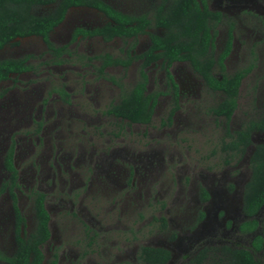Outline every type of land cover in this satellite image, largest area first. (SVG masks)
Wrapping results in <instances>:
<instances>
[{
    "label": "rangeland",
    "instance_id": "rangeland-1",
    "mask_svg": "<svg viewBox=\"0 0 264 264\" xmlns=\"http://www.w3.org/2000/svg\"><path fill=\"white\" fill-rule=\"evenodd\" d=\"M103 1L134 15L151 14L160 2ZM208 3L234 23L227 73L254 64L242 82L238 108L229 122L230 131L235 132L264 113V0ZM106 22L94 9H71L51 41L67 45L76 28ZM227 28L223 24L218 29L216 54L224 47ZM149 44L148 36H141L136 53ZM69 48L76 55L63 65L45 64L51 56L39 37L18 40L17 45L0 51V61L33 56V72L12 76L0 85V93L8 90L0 98V188L10 177L5 157L15 143L18 187L14 191L28 234L36 226L32 193L46 195L51 217V239L43 247L47 260L57 251L59 264H144L139 250L150 246L169 250L168 264H197L195 258L203 249L207 255L201 264H224L223 247L251 250L256 235L264 238V207L256 216L259 227L254 233L240 230L248 220L243 197L251 177L250 157L256 145L264 144V134L254 133L242 160L226 165L220 150L227 139L226 121L211 113L223 97L209 90L182 62L171 70L180 87V108L171 124L167 116L172 97L163 95L151 125H127L104 111L138 82L140 62L127 71L107 69L106 75L116 84L100 78L94 67L82 65L76 57L120 56L121 40L108 43L99 37L87 38ZM147 72L149 93L167 91L159 64ZM61 87L69 101L57 92ZM201 188L209 193L208 201L202 200ZM14 229L13 201L4 192L0 195V258L15 252ZM254 255L263 264L264 248Z\"/></svg>",
    "mask_w": 264,
    "mask_h": 264
},
{
    "label": "trees",
    "instance_id": "trees-1",
    "mask_svg": "<svg viewBox=\"0 0 264 264\" xmlns=\"http://www.w3.org/2000/svg\"><path fill=\"white\" fill-rule=\"evenodd\" d=\"M75 8H90L103 14L107 22L95 28H76L69 44L56 46L51 41V34L60 26L68 12ZM47 10V11H41ZM227 25V37L222 51L216 54V38L221 25ZM154 31V32H153ZM234 23L226 19L220 11L211 10L208 0H160L151 14L123 13L103 0H0V51L7 46L17 45L18 40L39 37L45 43L51 56L47 65H63L76 54L70 45L81 39L99 37L104 42L117 39L124 44L122 54H100L92 57L77 56L82 65L92 66L100 78L118 82L106 75L109 68L121 67L125 71L134 62H140L139 80L134 87L123 94L118 103L111 104L104 114L114 117L127 125H151L158 99L163 95L172 97L173 107L167 123L171 124L179 110V86L171 72L174 63H187L198 75L206 87L214 93L221 94L223 99L211 110L217 118L226 121L227 139L220 146L225 155L226 165L238 163L252 145L254 132L264 133V113L257 120H250L240 130L231 132L229 122L238 108V99L243 80L251 73L254 64L240 69L233 74L227 73L226 60L233 49ZM148 36L149 46L136 53L139 38ZM32 55L19 59L0 61V85L9 81L12 76H20L34 71L30 63ZM98 63V65H95ZM160 65L165 74L167 91L148 92V68ZM8 90L0 93V98ZM57 92L69 101V94L61 87ZM15 143L10 146L5 167L10 177L0 188V195L9 192L13 201L15 216L16 249L12 256L1 257L4 264H59V255L55 251L47 260L43 247L51 238L50 214L45 207L46 195L33 191V207L36 226L32 233L25 231L26 220L18 206L15 188L18 187V172L14 165ZM251 177L246 185L243 197V212L248 218L240 225L243 233H254L259 227L256 216L264 207V144L256 145L251 157ZM203 201L209 200V193L201 188ZM204 214H201V218ZM162 227H167L165 218L160 219ZM264 248V238L256 235L251 243V250L246 248H222L224 264H262L254 253ZM254 252V253H253ZM207 250H201L195 262L201 264L206 259ZM144 264H168L171 260L169 250L160 247L142 246L138 254ZM264 264V262H263Z\"/></svg>",
    "mask_w": 264,
    "mask_h": 264
},
{
    "label": "flooded vegetation",
    "instance_id": "flooded-vegetation-1",
    "mask_svg": "<svg viewBox=\"0 0 264 264\" xmlns=\"http://www.w3.org/2000/svg\"><path fill=\"white\" fill-rule=\"evenodd\" d=\"M215 11V10H214ZM222 13V12H221ZM223 14V13H222ZM224 15V14H223ZM233 34H234V32H233ZM232 53V52H231ZM231 55V54H230ZM228 59V58H227ZM227 61V60H226ZM175 64V63H174ZM173 67V66H172ZM172 70V69H171ZM175 79V78H174ZM176 81V80H175ZM177 83V82H176ZM178 84V83H177ZM179 86V85H178ZM179 92H180V87H179ZM236 112V111H235ZM234 115V114H233ZM233 117V116H232ZM232 119V118H231ZM231 121V120H230ZM254 133H258V132H254ZM253 133V134H254ZM260 133V132H259ZM262 134H264V133H262ZM253 136V135H252ZM15 165V164H14ZM16 168V167H15ZM45 202H46V200H45ZM45 207H46V204H45ZM51 221V220H50ZM49 227H50V224H49ZM51 239V238H50Z\"/></svg>",
    "mask_w": 264,
    "mask_h": 264
}]
</instances>
